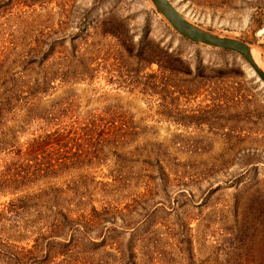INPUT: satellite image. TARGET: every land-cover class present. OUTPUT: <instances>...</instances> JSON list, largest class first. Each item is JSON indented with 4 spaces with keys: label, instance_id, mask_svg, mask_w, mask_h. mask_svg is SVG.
<instances>
[{
    "label": "rangeland",
    "instance_id": "1",
    "mask_svg": "<svg viewBox=\"0 0 264 264\" xmlns=\"http://www.w3.org/2000/svg\"><path fill=\"white\" fill-rule=\"evenodd\" d=\"M170 1L264 69V0ZM10 78L0 264H36L21 250L63 210L79 227L65 239L105 243L72 263L118 264L135 235L138 264H264V83L243 56L182 37L150 0H0V94ZM113 112L124 139L71 136L57 170L5 185L32 139Z\"/></svg>",
    "mask_w": 264,
    "mask_h": 264
},
{
    "label": "trees",
    "instance_id": "2",
    "mask_svg": "<svg viewBox=\"0 0 264 264\" xmlns=\"http://www.w3.org/2000/svg\"><path fill=\"white\" fill-rule=\"evenodd\" d=\"M16 80L14 78H10V83L12 87L8 88V92L11 91L13 96H8L3 93L0 94V124L4 126L7 124L6 122L9 120V115L14 112L17 108L16 101L20 96H14L18 89L17 84L15 85ZM10 93V92H9ZM49 113V112H48ZM52 112L49 113V117ZM122 114H117L116 112L111 113V121L108 123L102 124L101 120H97L96 118L90 120L88 124L82 127H71L56 129L53 132L47 133L45 135L39 136L37 138L32 139L27 144V153H22L24 157V161L21 163V166L16 165L14 169L11 167L8 169L5 176L2 177L4 179L5 185H20L24 183L28 179V177L35 178L44 174L48 171L57 170L58 166L61 165L62 162L68 160L64 153H62V149H66L67 143L65 140H71L74 136H84L89 137L91 140L95 138L102 137L105 132L107 135L119 136L118 138L124 139V134L128 133L129 128L124 129L126 125L125 120H123ZM45 119V118H43ZM123 131V135L121 132ZM99 135V137H98ZM110 135V136H111ZM73 136V137H71ZM117 139V138H115ZM101 141V139L99 138ZM98 140V143H99ZM102 141H105L104 138ZM46 155L43 161H40L38 156ZM28 157V158H27ZM29 168L31 172L24 173L23 169L22 173L18 172L17 168ZM50 223L48 225L49 235L47 236L41 231L36 240L35 244L31 249H22L21 254L25 253L29 256V260L32 263L36 264H52L55 260L63 258L62 264H78L75 262H71L74 259L72 258L73 254L76 250L82 251V253L86 252V248H90V251L97 252L100 248L105 249V243L102 241L100 243L88 241L87 244H83L82 240L78 242L76 239H68L67 231H77V228H74L76 224L73 219H71L67 212L59 211L54 216H49ZM77 226V225H76ZM48 232V230H47ZM54 233V234H52ZM135 235L129 237L128 241L125 245V249L118 248V264H138L136 261V252L132 248V242L135 240ZM69 237V236H68ZM57 238L64 239L62 242H55ZM81 243V245L79 244ZM62 246L61 252L57 251V246ZM88 245V247L86 246ZM55 251V252H53ZM69 259V260H66ZM102 263V262H101Z\"/></svg>",
    "mask_w": 264,
    "mask_h": 264
},
{
    "label": "water",
    "instance_id": "3",
    "mask_svg": "<svg viewBox=\"0 0 264 264\" xmlns=\"http://www.w3.org/2000/svg\"><path fill=\"white\" fill-rule=\"evenodd\" d=\"M150 1L179 35L196 44L240 54L249 62L258 78L264 83V70L253 59L252 50L246 42L201 29L187 20L170 0Z\"/></svg>",
    "mask_w": 264,
    "mask_h": 264
},
{
    "label": "bare ground",
    "instance_id": "4",
    "mask_svg": "<svg viewBox=\"0 0 264 264\" xmlns=\"http://www.w3.org/2000/svg\"><path fill=\"white\" fill-rule=\"evenodd\" d=\"M255 51L252 52V56H253V59L258 63L260 64L259 62V58H258V55L256 53H254ZM262 68V67H261ZM263 69V68H262ZM264 70V69H263Z\"/></svg>",
    "mask_w": 264,
    "mask_h": 264
}]
</instances>
